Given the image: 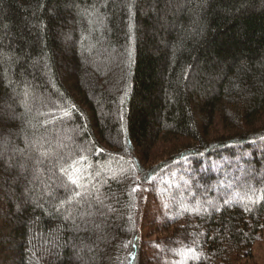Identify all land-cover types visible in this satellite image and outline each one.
I'll list each match as a JSON object with an SVG mask.
<instances>
[{
	"label": "trees",
	"instance_id": "1",
	"mask_svg": "<svg viewBox=\"0 0 264 264\" xmlns=\"http://www.w3.org/2000/svg\"><path fill=\"white\" fill-rule=\"evenodd\" d=\"M262 137L264 0H0V264H239L264 232L241 183L264 187ZM25 140L84 149L89 195L57 212ZM156 173L146 237L133 188Z\"/></svg>",
	"mask_w": 264,
	"mask_h": 264
},
{
	"label": "snow or ice",
	"instance_id": "2",
	"mask_svg": "<svg viewBox=\"0 0 264 264\" xmlns=\"http://www.w3.org/2000/svg\"><path fill=\"white\" fill-rule=\"evenodd\" d=\"M129 10L131 11V9ZM97 21L98 23L103 24L102 18L97 17ZM24 95H27V89H25ZM41 114L43 115V113ZM63 115L67 117L70 113L65 111ZM261 139H264V137ZM25 143L28 145V148L32 149V152L36 153V155L33 156L32 152L17 149V151L21 152V157L24 160L21 167L27 171L28 161H31L34 165L33 172L35 175L40 172V166L43 165L47 159L49 166L46 171L49 173V177L48 183L45 184V192L47 197L54 201L53 207L57 212L64 208L66 204H78L84 196L89 195L88 184L93 182L94 177L101 176V172L99 171H96L94 174L92 173L91 165L88 163V157L82 154L84 149H80V152L76 154L69 152L67 155L52 158L48 151L41 150V147L37 146L35 142H33V144H28V141L25 140ZM57 170L59 173L58 175ZM247 175L251 174L249 173ZM247 175L241 179V183L248 188L251 193L247 195V199L252 203L264 202V187H257L256 185L251 184L247 179ZM145 180L147 181L149 178L145 177ZM60 190L63 191V196H60ZM137 190L139 189L133 188V192ZM189 191H191V188H189ZM205 191H207V187H205ZM96 192L98 193L99 190L97 189ZM94 198L98 203H103L99 194H96ZM193 199L195 200V197H193ZM56 201H58V203H56ZM196 203L199 204L200 202L197 200ZM206 203L209 206L213 205L211 200L206 201ZM224 203L228 204L229 200L225 198ZM244 210L251 211V208L245 207ZM173 251L176 250L174 249ZM195 252V248L187 247L184 252H179L178 254L181 256L190 255L193 258H196Z\"/></svg>",
	"mask_w": 264,
	"mask_h": 264
},
{
	"label": "rangeland",
	"instance_id": "3",
	"mask_svg": "<svg viewBox=\"0 0 264 264\" xmlns=\"http://www.w3.org/2000/svg\"><path fill=\"white\" fill-rule=\"evenodd\" d=\"M157 173L151 176L149 181L145 182V180L144 182H140L137 186L139 189L137 190L139 222L143 226L146 237H149L153 231H150L151 224H153V217H156L162 209V189L164 188V184L168 182L164 174L157 175ZM153 236L156 237L157 235L152 234L151 237ZM239 264H264V232L261 238L254 243L252 252L248 256L240 259Z\"/></svg>",
	"mask_w": 264,
	"mask_h": 264
}]
</instances>
